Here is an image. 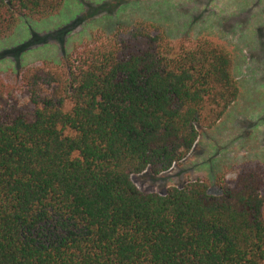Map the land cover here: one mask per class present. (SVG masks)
<instances>
[{
	"label": "trees",
	"instance_id": "1",
	"mask_svg": "<svg viewBox=\"0 0 264 264\" xmlns=\"http://www.w3.org/2000/svg\"><path fill=\"white\" fill-rule=\"evenodd\" d=\"M67 0H0V41ZM240 96L232 47L156 26L96 33L59 65L0 79V264H264V166L145 194Z\"/></svg>",
	"mask_w": 264,
	"mask_h": 264
},
{
	"label": "rangeland",
	"instance_id": "2",
	"mask_svg": "<svg viewBox=\"0 0 264 264\" xmlns=\"http://www.w3.org/2000/svg\"><path fill=\"white\" fill-rule=\"evenodd\" d=\"M147 23L164 31L178 49L209 36L232 47L240 96L216 127L201 132L191 154L169 172L132 177L145 194L210 181V194L221 195L216 178L236 179L245 164L264 166V0H67L61 12L37 22L23 18L0 41V79L18 86L24 71L59 65L94 34Z\"/></svg>",
	"mask_w": 264,
	"mask_h": 264
}]
</instances>
